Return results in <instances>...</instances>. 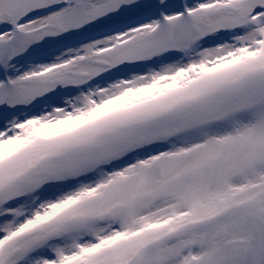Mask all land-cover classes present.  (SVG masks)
<instances>
[{
    "label": "snow or ice",
    "instance_id": "snow-or-ice-1",
    "mask_svg": "<svg viewBox=\"0 0 264 264\" xmlns=\"http://www.w3.org/2000/svg\"><path fill=\"white\" fill-rule=\"evenodd\" d=\"M0 264H264V0H0Z\"/></svg>",
    "mask_w": 264,
    "mask_h": 264
}]
</instances>
